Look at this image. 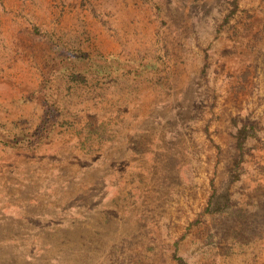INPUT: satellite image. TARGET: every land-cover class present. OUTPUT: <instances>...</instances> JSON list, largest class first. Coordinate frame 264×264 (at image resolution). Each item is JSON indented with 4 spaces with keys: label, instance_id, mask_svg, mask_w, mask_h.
<instances>
[{
    "label": "rangeland",
    "instance_id": "1",
    "mask_svg": "<svg viewBox=\"0 0 264 264\" xmlns=\"http://www.w3.org/2000/svg\"><path fill=\"white\" fill-rule=\"evenodd\" d=\"M232 1L0 0V264H264V0Z\"/></svg>",
    "mask_w": 264,
    "mask_h": 264
},
{
    "label": "trees",
    "instance_id": "2",
    "mask_svg": "<svg viewBox=\"0 0 264 264\" xmlns=\"http://www.w3.org/2000/svg\"><path fill=\"white\" fill-rule=\"evenodd\" d=\"M232 5H234V7H233L234 10L232 12V14H233L234 11L237 10L238 0H233ZM55 47H57V45ZM41 107H42V111H41V114H39L40 119L42 116L48 117V115H44V114H46V113L52 114L54 112L52 109H49L46 106H44L42 104L41 100H39L37 102V108H41ZM248 135H249V131L247 130L246 126L241 127L237 131L236 136L238 138V146L240 149H242L245 140L248 138ZM234 165L235 166L231 169L230 177L226 183V188L222 192H219V193L217 191H214L212 196L210 197V200L208 202V206L206 208L207 212L217 213V212H224L227 209H229L230 203H231L229 188L239 178V174L237 172V167L239 165V161L235 160Z\"/></svg>",
    "mask_w": 264,
    "mask_h": 264
}]
</instances>
